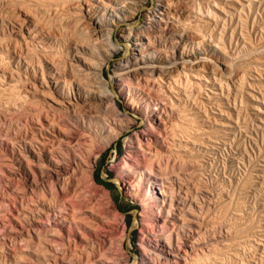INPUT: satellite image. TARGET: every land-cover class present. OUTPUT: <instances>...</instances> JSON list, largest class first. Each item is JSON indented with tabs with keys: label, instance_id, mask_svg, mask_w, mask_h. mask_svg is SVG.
<instances>
[{
	"label": "rangeland",
	"instance_id": "obj_1",
	"mask_svg": "<svg viewBox=\"0 0 264 264\" xmlns=\"http://www.w3.org/2000/svg\"><path fill=\"white\" fill-rule=\"evenodd\" d=\"M193 1L175 0L194 11L180 25L200 39L180 49L210 66L180 72L182 87L161 84L160 104L137 92L140 112H129L116 67L132 42L121 33L143 25L156 0L134 9L115 30L118 50L103 70L127 115L114 121L121 133L103 132L54 195L55 158H71L77 136L63 133L82 127L55 101L99 92L95 78L81 75L84 60L98 58L80 47L87 30L74 0H0V264H264V0ZM156 112L165 128L150 127ZM143 131L145 151L135 140ZM103 157L115 191L94 180ZM49 200L57 211L39 206Z\"/></svg>",
	"mask_w": 264,
	"mask_h": 264
},
{
	"label": "bare ground",
	"instance_id": "obj_2",
	"mask_svg": "<svg viewBox=\"0 0 264 264\" xmlns=\"http://www.w3.org/2000/svg\"><path fill=\"white\" fill-rule=\"evenodd\" d=\"M231 1H233V0H231ZM65 2H67V1H65ZM145 2H146V0H74V2L69 3L70 6H73V7L75 6V8L76 7L78 8V12L80 14V16H79L80 18H78V19H79V21H82L85 23V28H86L85 30H87L86 33L76 34L77 33L76 32L77 28H76V30H75L76 33L73 32L74 34H76V36L79 34H80V36L84 35V34L86 36V37L84 36L82 39H80V41H78L79 39L77 38L78 39L77 41L81 42V43H79L80 47L84 46V48L90 50L98 58V60H96L95 62L92 61L93 63H89L90 62L89 57H88V60H86V61L84 60V64H83L84 68H81V70H82L81 75L83 73L82 76H84L85 78L86 77L95 78L97 80L96 83L99 84L98 86L95 85L98 87L99 92H97V93H95L93 91H91V93L87 92L88 94H86L85 96L78 95V97L77 98L75 97L73 100L69 97L68 98L63 97V98L55 101L56 104L59 106L58 108L62 109V111H64V113H66V115L68 114L70 116V114L73 113L72 115L74 116V115L78 114V116H80L82 119V125H81L82 127H80V129H79V131L80 130L81 131L80 132L78 131L79 134L75 132V128L72 131H69L67 133H63L67 138H71L72 136L77 135L76 136L77 139L75 138V140H76L74 143L75 145L73 144L74 148H73V152H72L73 155L71 156V158L66 157V159H62V158H57L55 156L56 157L55 158V165L52 168L53 172L55 174L54 175L55 180H53L54 182L50 181L49 186L47 185L48 187H50L52 189L54 195H55V192L57 190L56 188H60L62 186L63 180H65V177H67L69 174H72V175L75 174V172H76L75 169H78V168H76V164H78V159L84 160L83 157L85 156V154L89 150V148L92 146L94 141L97 140L98 137L99 138L101 136L103 137L102 134L106 130L109 129L110 130V131H108L109 133L112 131L111 129L116 130L117 125L120 122L116 125V122H114V121L119 120V118H123L124 115L127 117L126 114L123 115L122 113H120L117 110L116 102H115L116 100L114 99L115 93L111 92V90L108 89L109 88L108 87V81L104 80L103 70H104V66L108 63V61H110L113 54L118 50L117 44L115 42H113V36H114L115 30L119 26H121L122 23L127 20V18L129 19V14H131L134 9L142 7L145 4ZM176 2H175V0H156L155 8L153 9V11L149 15H147L146 21L143 25H141L137 28L136 27L135 28L134 27H127L125 29H122L123 31L121 33L122 34L121 37L123 39L131 40L132 47H130L128 57L126 59H124V61H122L121 63H118V65L116 67L117 73L116 72L115 73H116V76L119 77V81H120L118 84V89H119L118 93L121 95L125 94V93L129 94V97L127 99L128 101L126 103H127V108L129 110V112H131V113L140 112V107L138 106V103H136V101H135V96L137 95L136 94L137 92L139 93L140 96H143L146 99V101L148 102L147 105H150L151 102L153 103V102H156V101L158 102V101L162 100L161 98H162V96H164V94L162 95V91L164 89L161 90L162 89L161 84H165V86L167 84H168L167 86H169L170 84H175V85L177 84V87H178V84L180 83L179 85L181 86V83L184 84L183 83L184 81L183 82L180 81L181 77H182V76L179 77L180 72L188 71V69H191V67H193L195 64H198V63L201 64L200 62H202L203 65L206 64L207 66H210V62L208 63L206 57H201L200 52L194 54V52H189L188 50H184V48L182 50L180 49L182 44L193 45V43H195V41L200 40V39H198V37L194 36L193 32H191V30H189V28L186 29L184 24H182L183 27L180 25L181 24L180 23L181 17H179V16L182 15V16H187L188 18L191 17L193 15V14L191 15V13L193 11L192 8L191 9L188 8L187 3L185 6H179L178 7L175 4ZM194 2H196V1L194 0L193 3ZM83 4H84V6H83ZM178 4H180V3H178ZM200 4H199V6H200ZM214 7H215V5H214ZM221 7L219 10L220 12H222L221 10H223ZM200 8L202 11V7H199V9ZM230 8H232V6ZM68 9H70V8H68ZM233 9H234V7H233ZM210 10H213V9L209 8V11ZM210 12H212V16L214 15V17H215L216 11H215V13L213 11H210ZM223 12H225V10ZM133 13H134V11H133ZM196 13L202 14V12L199 13L198 11H196ZM135 14H136V12H135ZM195 15H197V14H195ZM73 21H74V19H73ZM77 22L78 21H76L75 23L78 24ZM183 23H184V21H183ZM185 25H186V21H185ZM184 27H185V29H184ZM78 29H80V28H78ZM80 32H82V31L80 30ZM20 33H23V31H21ZM72 37H74V36H72ZM72 37L70 36V38H71V39L69 38L70 41L73 40ZM166 43L168 44V46ZM165 44H166V46H165ZM79 53L81 54V52H79ZM79 53H78V55H79ZM87 61H89V62H87ZM78 66H80V65H78ZM212 70L215 71L217 69H212ZM77 73H79V71ZM73 74H75V73H73ZM185 75L188 77L187 74H185ZM177 76H178V78H177ZM72 77H73V75H72ZM76 77L77 76H75V78ZM185 77L183 78V80L185 79ZM85 78H83V79H85ZM79 79H81V78L79 77ZM187 80H189V77L186 79V81ZM53 81H55V79ZM81 81H82V79H81ZM75 82H76V80H75ZM82 82H87V80H85V81L83 80ZM87 83H89V82H87ZM92 83H93V81H92ZM92 83L89 86H91V85L93 86L94 83L93 84ZM187 83H189V82L187 81ZM83 85L85 86L86 83ZM184 85H182V86H184ZM170 87H172V85ZM177 87H175L176 90H177ZM87 89L89 91L88 87H87ZM174 89L172 88V90H174ZM158 90H161L162 96L160 95V92H158ZM94 91H97V90H94ZM170 91H171V89H170ZM165 92H166V90H165ZM165 92L163 91V93H165ZM166 96L167 95H165V97ZM54 98H56V97H54ZM165 99L163 101H166ZM54 100H56V99H54ZM89 101L94 102V104H92ZM168 101H170V100H168ZM167 102H163L164 105ZM82 103H91V104H89L87 109H84V108L80 107ZM139 103H140V101H139ZM77 105H80V106H77ZM156 105H158V104H156ZM167 105H165V106H167ZM170 107H171V105H170ZM54 109H56V108H54ZM161 109L162 108L160 107L159 110H161ZM171 110H173V109H171ZM110 112H112V114H110ZM156 113H157L156 115H154L155 113L152 116L148 115L149 117H148L147 121L149 122L150 127L151 128L153 127V129H156L154 127H157L159 129H162L163 127L165 128L166 127L165 126V120L161 118V114L159 112H156ZM124 119H122V120H124ZM121 130H122L121 128L119 130H116L115 131L116 133L114 132V137H117L121 133ZM149 132H151L150 129H149ZM164 132H165V130H164ZM111 134L112 133H110V135ZM147 137H148V134H146V132L143 131V133H141L139 135L137 134L135 136V140L138 141V143L140 144V147H141V145L147 147L149 144H151V142L148 141ZM110 140H111V138H110ZM71 142H73V141H71ZM71 142H70V144H71ZM105 142H107V140ZM131 143L133 144V140H131ZM56 147H54V148H56ZM144 148L141 147V149H143V151H145ZM48 149H49V147H48ZM152 149H153V147H152ZM56 150L57 149H51L52 152L50 150L49 151H50V153H52V155H54L53 153ZM150 151H146V153H148ZM66 154H67V152H66ZM63 156H65V155H63ZM123 162L125 163L126 161H123ZM80 164H82V163H80ZM69 178L70 177H68L67 180H69ZM67 180H65V181L67 182ZM45 183H47V182H45ZM45 183H43V184H45ZM149 183H150V181H149ZM151 185L153 186V184H151ZM41 188H43V189H40V191L45 190L44 185ZM63 188H65V187H63ZM161 194H164V193H161ZM43 195H44V192H43ZM36 200H38V199H36ZM51 200L47 201L44 204L41 203L39 206L43 207L44 210H48L50 212L57 211L58 205H57L56 201H51Z\"/></svg>",
	"mask_w": 264,
	"mask_h": 264
},
{
	"label": "trees",
	"instance_id": "obj_3",
	"mask_svg": "<svg viewBox=\"0 0 264 264\" xmlns=\"http://www.w3.org/2000/svg\"><path fill=\"white\" fill-rule=\"evenodd\" d=\"M121 142H118L116 144V148L120 150ZM101 170H105L108 179L104 180L101 176ZM112 178V172L106 169V160L104 161V157L102 158L100 162L99 170L94 173V180L97 184L103 185L106 189L109 191H115V186L112 183H109V180ZM118 209L120 212L125 213L127 210L122 208V206L119 204Z\"/></svg>",
	"mask_w": 264,
	"mask_h": 264
}]
</instances>
